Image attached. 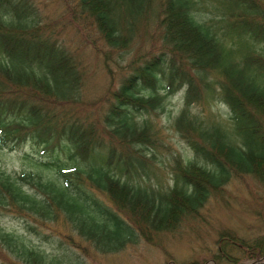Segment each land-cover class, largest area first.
Segmentation results:
<instances>
[{
	"label": "trees",
	"instance_id": "16d2710c",
	"mask_svg": "<svg viewBox=\"0 0 264 264\" xmlns=\"http://www.w3.org/2000/svg\"><path fill=\"white\" fill-rule=\"evenodd\" d=\"M66 1L72 20L91 23L119 59L128 58L109 101L104 97L102 121L72 114L70 105L81 99L82 60L42 24L32 0H0V147L31 149L22 154L31 169L0 171V211L44 239L49 235L37 224L69 228L56 234L62 251L47 252L0 226V264H79L82 242L74 231L102 254L138 239L164 251L163 237L197 218L235 180L253 181L252 199L262 201L264 0ZM201 10L211 17L197 19ZM142 27L153 29L157 45L133 52ZM102 55L113 84L110 59ZM180 89L184 105L172 125L193 157L174 159L173 183L165 187L152 183L154 155L145 152L158 146V130L135 113L162 108ZM216 102L229 108L228 120L210 110ZM260 221L263 233L251 238L236 228L215 230L214 264H264Z\"/></svg>",
	"mask_w": 264,
	"mask_h": 264
},
{
	"label": "rangeland",
	"instance_id": "374dc122",
	"mask_svg": "<svg viewBox=\"0 0 264 264\" xmlns=\"http://www.w3.org/2000/svg\"><path fill=\"white\" fill-rule=\"evenodd\" d=\"M71 3V0H69ZM38 8V16L42 24H48L65 43V46L76 53L82 60L84 69L83 86L80 89L81 99L79 104L70 105L72 114L82 116L89 113L90 118L97 115L96 120L102 121V114L109 101L110 89H115L117 79L120 76L119 69L128 58L119 59L116 51H111L105 42L99 40L94 26L80 19L75 22L66 11V0H32ZM68 3V4H69ZM211 12L201 10L196 18L199 20L209 19ZM137 37L133 39L131 51L152 47L157 45L156 37L150 38L153 29L140 28ZM147 33V35H146ZM133 51V52H134ZM107 55V61L114 75V83H110V75L103 64V55ZM119 60L120 66L115 63ZM108 95V96H107ZM107 96V100L105 99ZM105 97V98H104ZM106 100V101H105ZM184 105V89H180L172 95L167 96L163 101V107L153 112H138L135 117L138 120L149 118L154 123L157 131L158 146L147 145L145 152L154 155L150 162L152 183H163L165 187L173 183V162L177 157L187 159L193 157L190 147L180 137L172 125V118ZM194 111L201 114L206 113V108L192 106ZM210 110L219 115L221 119L228 120L229 108L216 102ZM30 151V145L10 151L0 147V171L15 173L31 169V165L22 158L24 151ZM255 184L249 178L244 181L235 180L225 185L221 194L212 196L204 207L200 209L197 218H186L174 236L171 234L163 237V250L147 244L143 239H138L134 244L127 246L119 252L102 254L93 249L85 239H80L76 232L73 235L82 242L78 249L77 260L79 264H188L192 261H203L204 264H214L211 255L214 252L215 230L222 227L236 228L239 233L248 237H254L263 224L260 218L264 217V207L261 200L252 199L256 192ZM259 194L264 197V190ZM103 196V195H102ZM254 208L259 209L260 215L254 213ZM253 212V213H252ZM42 233L49 235L48 239L37 237L25 231L24 221L17 218L12 212L0 211V226L8 231L22 235L27 244L50 252L65 247L60 246L56 237L58 231L66 233L68 226L47 223L37 224ZM51 241H50V240ZM59 242V243H58Z\"/></svg>",
	"mask_w": 264,
	"mask_h": 264
}]
</instances>
